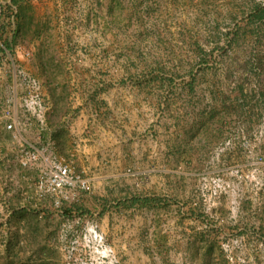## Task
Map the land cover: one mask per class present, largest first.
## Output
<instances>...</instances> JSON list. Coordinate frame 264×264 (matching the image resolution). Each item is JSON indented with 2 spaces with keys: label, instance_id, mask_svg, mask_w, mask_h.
Listing matches in <instances>:
<instances>
[{
  "label": "rangeland",
  "instance_id": "374dc122",
  "mask_svg": "<svg viewBox=\"0 0 264 264\" xmlns=\"http://www.w3.org/2000/svg\"><path fill=\"white\" fill-rule=\"evenodd\" d=\"M0 43L26 78L6 98L0 264H264V0H0ZM20 137L91 191L36 199Z\"/></svg>",
  "mask_w": 264,
  "mask_h": 264
},
{
  "label": "built area",
  "instance_id": "2783aa9c",
  "mask_svg": "<svg viewBox=\"0 0 264 264\" xmlns=\"http://www.w3.org/2000/svg\"><path fill=\"white\" fill-rule=\"evenodd\" d=\"M22 55L26 59L32 58V54L29 51L22 53ZM17 76L26 79L21 72L17 73ZM26 84L36 95L32 98L31 103L24 100V106L28 111L36 112V109L40 108L37 104L39 101L37 94L40 89L39 85L30 79L26 81ZM17 102V100H10L7 102V105L0 108V124L8 132L13 133L14 138L16 137L15 134L20 133L18 126L21 124L14 114L15 110L13 111V109H16ZM19 141L21 148L18 158L19 167L31 169L32 167L43 165L39 170L35 182L34 195L36 199L53 198L54 204L57 206L60 203L56 199L68 200L77 193H89L91 191L89 180L82 174L73 173L69 165L55 155L53 143H48L44 147L32 145L22 138Z\"/></svg>",
  "mask_w": 264,
  "mask_h": 264
},
{
  "label": "crops",
  "instance_id": "0c3cea01",
  "mask_svg": "<svg viewBox=\"0 0 264 264\" xmlns=\"http://www.w3.org/2000/svg\"><path fill=\"white\" fill-rule=\"evenodd\" d=\"M7 54H8V51L5 49L3 44H0V106L5 104V101L6 102L9 101V100H7L9 98L7 96L8 91L10 89L14 90L18 86L17 85L18 76L16 74L17 71L13 65H12V69H10L9 66L7 65V57H8ZM18 54H20V53H18ZM36 69H37V67H36ZM30 80L36 82L39 85H40V83L42 84L45 82L44 79H37V78L30 79ZM12 93H13L12 101H15V100L18 101L17 93H15L14 91ZM81 120L86 121V119L83 117L79 118V122H81ZM95 134H97V135L99 134V136H98L99 141L98 142H100L102 144L105 143V145L107 147L110 145H113L114 143L118 144L120 142V138H121L120 137L121 133L117 129L111 130V132H109L110 136H108V133L102 132L99 130H95ZM8 141H9V132L5 129V127L2 124H0V157L3 156L2 152L3 151L6 152V150L8 149V146H9ZM25 141H27V140H25ZM94 142H96V141H94ZM113 146L106 150L109 153V155L111 156V158H113L115 156V152L119 149L118 147H113ZM104 151H102V152H104ZM29 170L30 169H21V173H20L21 175L18 177V180L20 181V183H23L24 189L28 185V180H29L28 172H29ZM35 182H36V180H35ZM35 182L31 185L33 188L35 187Z\"/></svg>",
  "mask_w": 264,
  "mask_h": 264
},
{
  "label": "trees",
  "instance_id": "16d2710c",
  "mask_svg": "<svg viewBox=\"0 0 264 264\" xmlns=\"http://www.w3.org/2000/svg\"><path fill=\"white\" fill-rule=\"evenodd\" d=\"M52 139L56 142V141H57V136H56V135H53V136H52ZM148 202H152V201H150V200H148V199H145V200L134 199L133 201H131V205H132V206H135V205L140 204L141 206H143V205L148 204Z\"/></svg>",
  "mask_w": 264,
  "mask_h": 264
}]
</instances>
